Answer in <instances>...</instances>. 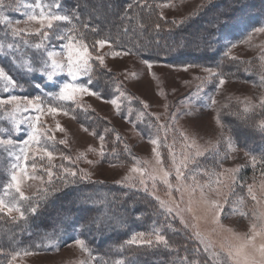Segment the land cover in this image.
Returning <instances> with one entry per match:
<instances>
[{
	"label": "rangeland",
	"instance_id": "rangeland-1",
	"mask_svg": "<svg viewBox=\"0 0 264 264\" xmlns=\"http://www.w3.org/2000/svg\"><path fill=\"white\" fill-rule=\"evenodd\" d=\"M8 2L10 6L4 9V15L8 17L12 28L26 29L29 32H35L39 28V25L35 22L26 23L27 14L32 12L38 14L40 9L25 7V5H34L37 0H8ZM215 2L216 0H211L210 3L209 0H159L154 2V8H156V15L158 17L162 13L163 20L179 24L181 21L184 23L188 17L192 19L201 16V10L207 6L209 8L215 6ZM40 3L54 5L58 2L55 0H40ZM164 3L169 4V6L164 8L156 7V5ZM200 5H204V7L197 13V8ZM53 11H59V13L65 14V10L61 5L59 9L53 8ZM253 14L238 15L232 20H224V23H226L225 27H222V31L224 32L218 38L219 42L221 41L223 45L221 51L226 61L219 62L222 69L220 70L219 67L217 71L223 75L226 73L223 66L232 60L225 57L224 52L227 50L228 45L235 44L236 47L232 49L231 55L237 57V62L243 67L240 71L241 78L224 77L225 84L219 90L215 87L218 79H214L209 84H206L204 91L198 95H195V93L201 81L196 79V77L203 78L207 75L202 71V67L200 66L215 68V62L212 60H202L204 64L188 62L176 64L169 60H153L152 73L155 74L153 76L149 74L146 65L142 63L140 57L135 54L114 56V51L122 49L116 46L110 47L108 44L102 48L99 46L95 48L90 46L89 51L93 57L95 55H103L106 65V67L102 68L99 65V61L95 59L90 61L93 65V77L98 79L102 78V81L112 82V95L106 94L107 91L103 85L105 84L104 82L103 84L101 83V87L105 90V93L104 90H100L101 88H98L99 90L96 91L93 84L90 87L100 93L103 99H98L96 96H82L79 98L82 107L77 108L72 106L69 109V115H63L61 113L42 116L43 123L52 129V132L49 134H54L57 141L61 139L67 141L66 145L56 144L57 148H55L53 163L56 165L64 163L68 167L83 169L91 174L92 180L111 183H115V181L121 180L125 176L138 177V174L129 172V169L137 160L140 162L147 161V165L142 164L141 166L148 168L149 171L158 169L152 153L153 145L149 142L150 138L157 136V130L152 132L148 127L151 119H154L156 126L168 124L170 121L169 113L188 111L190 107L192 112L191 116H182L171 124V128L176 129V131L169 130L167 134L163 130L159 131L158 137L161 141L159 151L161 152L165 169H171V179L175 185V171L172 168V158L169 155V151L171 149V152L175 155L178 162L183 159L182 154H187V150L184 147V139L180 135L183 132L188 137L189 142L194 139L201 150L207 149L205 155L197 159L199 160L201 173L204 169H207L213 174L211 178L215 191L211 193V198L219 199L223 202V197L227 195L233 203L228 207V214L222 215L220 223L223 228L211 224L210 221H205L202 218L203 212L196 204L192 205V212L183 213L184 220L188 225L187 228L180 223L179 217L175 219L197 241L201 253H203V247L195 238L197 232L201 234L206 242H210L213 245L215 251L220 252L221 256L226 259L227 246L235 243L232 233L243 234L248 232L250 220L247 217L251 216V210L253 208L258 212L264 211V202L257 204L247 195L248 184L254 185L253 190L258 196L260 195L261 185L264 184V175H262L264 165L259 163L261 159H264V156L256 153L257 150L253 153L249 152V148L252 147L251 142L254 141L249 138L257 136L258 131L262 130L261 124L264 123V108L259 106V100L264 95V88L258 86L260 84V75L264 71L261 69V61L259 59L262 47H264V34L255 36L251 45L241 43L249 31L256 27L264 26V18L259 19V16L255 18H252V16L249 17V15ZM57 23H59L60 29L68 30L72 28L69 22ZM0 33L2 37V39L0 38V44H3L4 48L7 49V44L13 42L11 28L7 24L0 25ZM91 37L85 40L90 45H93L95 40L101 39L96 33L91 35ZM29 39L32 43H36L39 37L30 36ZM64 42L53 38L47 43V47L49 50L62 52L63 49L60 45ZM38 55L39 53L35 49L29 48L23 53H16L15 56L0 54V59H3L4 62L9 60L15 63L18 73L15 71L6 72L13 78L15 75H19L20 79L23 80V77H27V75L26 77L24 75L26 68L23 65L25 62H33L34 59H37ZM195 55L198 54H192V56ZM253 64H256L258 67L255 74L250 71ZM186 65H196V67H191L187 71H184L183 69ZM0 66H3L2 62H0ZM133 73L135 75H132ZM36 75L40 77L39 74ZM66 78L65 73H62L59 77L60 80ZM55 79L57 78L54 77ZM87 79V76H85L77 82L86 84ZM39 82L46 84V81L43 80ZM117 84L125 92V96H119V92L116 91ZM34 88L33 92L31 88H25L24 91L16 90L13 94L27 96L42 94L41 91ZM47 90L56 91L57 89L51 87L47 88ZM6 95L0 93V97H6ZM116 97H118V104L120 105L119 110L111 103L106 102ZM208 97H214L217 103L211 107L207 106L210 104ZM249 101L251 102L250 104L248 103ZM45 103H47V99ZM52 103L57 104L60 102L53 101ZM144 104L148 105L147 109L144 108ZM165 105H168L167 110ZM64 106L66 108L69 107L66 104ZM246 107L248 111L244 110ZM141 113H144L143 117L140 116ZM34 115L35 113L31 111H21L15 114L14 119L19 122V127L22 131L18 136L14 134V139L21 141L27 138V126L23 121ZM157 117H159L158 121L156 119ZM95 118L101 119L108 125L98 124L97 122V127L93 126L92 121L94 120L96 123ZM217 118H219L220 123H217ZM12 122L11 112L8 114L0 112V127L10 128ZM57 122L64 129L63 132L56 130L55 125ZM239 123L241 126L237 125ZM107 133L109 135L105 137L104 142L106 155L102 158L99 155L101 145L99 136H105ZM117 134L120 137V141L115 140ZM230 134L235 138L232 139ZM2 135L0 134V136ZM4 138L7 137L4 136ZM229 141L233 144L236 149L235 151L229 150ZM125 145L130 149V154L124 150ZM113 147L119 148L121 159L116 160L115 157L109 155L108 152ZM252 148L254 150L255 147ZM9 150L13 152V156L8 155ZM16 152H18L16 148L6 150L3 145H0V166H3L5 177H7L1 186L3 192L0 198L5 199L6 202H11L12 197H16L17 201L19 200V194L15 193L12 189L8 190V195H5L4 188V185L10 178L11 165L16 163L14 159ZM61 152L71 156L75 163L62 161L59 155ZM246 152L248 153L247 155L245 154ZM225 153H229V158H224ZM81 154L83 158L77 159ZM253 156L257 159L255 166H253L251 160ZM133 157L136 159L134 160ZM89 160L94 161V163H86ZM238 166L240 171L236 174L237 181L234 186L235 190L234 192H230L228 186L232 183L231 173L225 170L234 169ZM56 171H59V168ZM40 175H44L46 182V174L40 172ZM217 176L219 177L220 183L215 182ZM197 179L200 183H204L208 177L197 173ZM41 187L42 185L39 180H27L21 185L22 191H24L26 196H30ZM128 188L141 191L138 184L137 187ZM156 195L161 200L168 201L173 208H175L176 202L183 198V203L181 204L183 208L188 206L190 190L184 191L183 194L174 192L170 197L167 193L166 186L158 181ZM198 196L199 192L197 191L195 198H198ZM240 197H244V204L238 203ZM233 208L236 209L235 214H232ZM241 211L245 212L247 216H241L239 214ZM4 213H6V210ZM6 215L13 217L19 215V213L14 211ZM214 229L215 231H213ZM224 229H231L232 233L224 231ZM74 240H70L56 248L30 251L31 254H25V251L20 252L15 259H12V256L16 253H13L6 259L0 261V264H9V261H11V264H80L81 261H88L87 253L77 247ZM201 259H207V254H203ZM91 264H97V261H92Z\"/></svg>",
	"mask_w": 264,
	"mask_h": 264
},
{
	"label": "snow or ice",
	"instance_id": "snow-or-ice-1",
	"mask_svg": "<svg viewBox=\"0 0 264 264\" xmlns=\"http://www.w3.org/2000/svg\"><path fill=\"white\" fill-rule=\"evenodd\" d=\"M211 0H209V3ZM10 4L8 0H0V25H5L11 28V37L13 38L12 43L7 44V49L4 48L3 44H0V54L15 56L16 53H23L26 49L32 48L39 53L35 63L25 62L23 67L26 68L27 74H39L41 80L46 81V84L40 82H35L33 77V85L37 90L41 91L42 94L35 96L27 95H17L13 94L16 90L24 91L25 85L18 80L14 79L10 74H8L3 66H0V93L7 94L6 97H0V112L12 114V126L10 128L0 127V145H3L6 150L10 148L18 149L15 153L14 159L16 163L11 165L10 178L8 182L4 185L5 195H8L9 189L14 190L15 193L19 194V201H25L29 203V210L35 214L37 211L36 206H32V197L26 196L24 191H22L21 185L27 180H39L42 187L39 190L41 199L47 197L52 192H58L61 187H68L69 185H75L80 182H91V183H102V181H92L91 174L83 169H78L75 167H68L64 163L56 165L53 163L55 158V145L62 144L66 145L67 141L65 139L56 140L54 134H49L52 129L48 128L42 121V116L48 114H63L69 115V109L72 106L77 108L82 107L79 100L82 96H96L98 99H103V96L94 91L90 85L93 83V65L90 63L93 59L99 61V65L103 68L106 67L104 56L95 55L93 57L92 53L89 51L90 46L95 48L99 46L100 48L108 44L110 47L116 43L107 38L95 40L93 45L85 42V36L83 32H80L76 25L73 24L72 28L68 30L60 29V25L57 22H69L73 19L79 20L80 17L73 10V14H61L59 11H53V8L59 9L60 4H41L40 0L32 4H26L25 7L39 8V13H29L27 14V22H35L39 25V28L35 32H29L26 29L12 28L11 22L8 17L4 15V9L9 7ZM140 7L151 9L152 5L147 3V0H134V3H129L125 7L124 15L121 19H128L131 21L132 17L129 15V10L133 7ZM169 4H158L156 7L164 8L168 7ZM204 7L200 5L197 8V13ZM160 18L163 19V14H160ZM191 17H188L190 19ZM175 23V22H174ZM183 23V21H181ZM88 24H84V28H88ZM156 29H160V24L155 25ZM141 30L144 29V25L140 24ZM96 32V28L91 29ZM130 29L125 28L123 34L127 35ZM264 34V26L256 27L249 31L244 40L241 43H248L251 45L253 38L257 35ZM30 36L39 37L38 42L32 43L29 39ZM55 38L59 41H65L60 45L63 49L62 52H55L49 50L47 43ZM119 41V37H117ZM187 43L194 44L197 48L201 45H206L208 51H213L212 42L206 41L203 36H194L190 41H186L180 46H186ZM156 46L159 47L158 42ZM235 44H230L227 46V50L224 52V56L231 60H237L238 58L231 55V51L235 48ZM152 44H136L133 48H127L126 50H116L113 52L114 56L130 55L135 54L140 57L142 63L146 65V68L150 75H155L152 73L153 68V57L158 55L157 52L152 51ZM261 61V69L264 70V47L259 57ZM15 62V61H14ZM191 67H196V65H186L184 71H187ZM202 71L207 75L203 78L196 77L201 83L197 86V92L195 95L204 91V86L209 84L214 79H218V83L215 84L217 90L225 84V78L222 73L217 71L220 65L214 67L200 66ZM110 71V70H109ZM62 73L66 74V79L60 80L59 77ZM132 75H135L134 73ZM87 76V83H78L77 81ZM54 77L57 78L54 80ZM127 78V77H126ZM264 88V71L260 75V84L258 85ZM54 87L56 91H48L47 88ZM116 91L119 92V96H125V92L121 90L120 85L117 84ZM47 99V103L45 100ZM210 104L209 107L217 103L214 97H208ZM53 101H58L60 103L53 104ZM117 110H119L120 105L118 104V97L113 98L109 101ZM143 103V101H141ZM251 103L250 101L248 102ZM68 105L66 108L64 105ZM259 106L264 108V95L261 96L259 100ZM144 108L147 109L148 105L144 104ZM167 110L168 105H165ZM248 111L246 107L244 109ZM34 112L35 115L26 118L23 123L27 126L26 139L17 141L13 138V135H20L21 129L19 127V122L15 121L14 116L18 112ZM151 115V114H150ZM192 112L189 107L188 111H176L169 113L170 121L168 124L157 126V136L150 138L149 142L153 145L152 153L155 158V164L158 169H153L149 171L148 168L141 166L147 165L148 162L136 161V163L129 169L130 173L138 174V177L125 176L121 180L115 181L116 184L125 187H137L140 186V190L151 196L159 205V209L162 214L167 217L171 216L173 219L176 217L180 218V223L184 225L185 228L188 227L184 220L183 213L192 212L193 204L200 207L203 212V219L205 221H210L211 224L223 228L221 225L222 215L228 214V207L233 203L229 200V197L225 195L223 197V202L219 199L211 198V193L215 191L213 189L212 173L207 169H204L202 173L200 172V165L198 157L205 155L207 149L201 150L200 146L193 139L191 142L188 141V137L181 132L180 135L184 139V147L187 150V154H182L183 159L179 162L177 161L175 155L169 151V155L172 158V168L175 171V185L172 182V171L171 169H165L161 152L159 148L161 146V141L159 140L158 134L160 130H163L165 134L169 130L176 131V129L171 128V124L177 121L182 116H191ZM141 117L144 113L140 114ZM157 121L159 117L156 118ZM217 123H220L219 118H217ZM149 128L153 127L151 123L148 125ZM57 131L63 132L64 129L61 127L60 123L57 122L55 125ZM262 130H264V123L261 124ZM87 131V129H85ZM107 131V129H106ZM6 136L7 138H4ZM99 140L101 142L99 155L104 157L106 155L105 149V136L100 135ZM116 141H120V137L117 134L115 137ZM229 150L235 151L233 144L229 141ZM91 150V149H89ZM124 150L129 152L127 145L124 146ZM112 152H116V148H112ZM194 153V154H193ZM248 154L247 152L245 153ZM9 156H13L11 150L8 151ZM62 161H69L75 163L72 157L65 155L64 153H59ZM83 156H78L77 159H82ZM224 158H229V153H225ZM135 160L136 158L133 157ZM252 164L255 166L257 164L256 157H252ZM30 162V163H29ZM88 164H93L94 161H86ZM261 165H264V159L259 161ZM59 168V171L56 169ZM231 173L232 183L228 186L230 192H234V186L237 181L236 174L240 171L239 166L234 169L225 170ZM43 172L47 176V181L45 182L44 175H40ZM155 173V174H154ZM197 173L202 176L208 177L204 183H200L197 179ZM264 175V171H262ZM55 178V179H54ZM160 182L167 188V193L171 197L174 192L182 193L184 191L190 190V199L187 207H181L183 203V198L176 202L175 208H173L168 201L161 200L159 196L156 195L157 182ZM191 181V182H190ZM150 182V183H149ZM216 183H220L219 177L217 176ZM254 185H247V195L252 201L257 204L264 202V184L261 185L260 195L253 190ZM199 192L198 198H195V193ZM90 201V198H85ZM239 204H244V197H240L238 200ZM5 214H10L12 212L19 213V219H26L25 212L22 210L16 197H12L11 202H6L5 199L0 198V212H5ZM236 213V209H232V214ZM251 216L247 217L250 220V226L247 233L239 234L232 233L231 229H224L229 233H232L234 244H229L226 250V259L221 256L220 252L214 250L213 245L210 242H206L199 232L195 234V238L199 241V244L203 247V253H201L200 248H195L190 254L178 257V260L174 264H264V211L258 212L255 208L251 210ZM175 214V215H173ZM241 216H247L243 211L239 213ZM13 220L17 219L12 217ZM117 224L124 223L122 218L116 219ZM171 226V225H170ZM215 231V229L213 230ZM154 236V240H153ZM50 244H54V241H49ZM74 243L82 251L87 253L88 261H81L80 264H91L92 261H97L98 258L92 254L91 250L86 246L84 239H75ZM129 244L134 245H147L149 247L163 246L166 250L172 249V244L160 231H154L151 233L139 232L134 233L129 241ZM185 252L187 253V247L185 246ZM25 254H31L30 251L25 250ZM203 254H207V259H201ZM19 253L12 256L15 259ZM11 264V261H9ZM114 264H125L122 259L115 260Z\"/></svg>",
	"mask_w": 264,
	"mask_h": 264
},
{
	"label": "trees",
	"instance_id": "trees-1",
	"mask_svg": "<svg viewBox=\"0 0 264 264\" xmlns=\"http://www.w3.org/2000/svg\"><path fill=\"white\" fill-rule=\"evenodd\" d=\"M55 1L63 7L65 14L72 15L73 10H76L80 19H73L70 24H75L77 29L84 33L85 40L92 38L91 35L96 33L101 39L107 38L116 42L112 46L122 50L134 49L136 44L151 43L152 51L158 53L153 60H169L176 64L183 62L204 64L202 60H212L217 66L219 62H225L221 51L223 45L218 40L224 32L222 31L226 24L224 20H232L238 15L251 13L254 14L249 17L264 18V0H216L215 6L210 8L207 6L201 10V16L179 24L163 20L156 15L154 2L159 0H147V3L152 5L151 9H141L138 6L130 9L131 21L126 18L122 20L121 17L124 15L126 5L134 3V0ZM84 24H88L89 27L84 28ZM140 24L144 25L143 30ZM156 24H160V29H156ZM92 28H96L97 31L93 32ZM125 28L130 29L127 35L123 34ZM194 36H203L206 41L212 42L213 51H208L206 45H201L200 48L192 43L180 46ZM0 38L2 39L1 36ZM157 42L159 47L156 46ZM193 53L198 55L192 56ZM8 61L0 59L6 71L18 73L16 64ZM33 66H36L35 63ZM223 69L226 72L224 77L241 78L240 71L243 67L237 60L225 63ZM257 69V65L253 64L250 71L255 74ZM24 75L27 77H23V80L19 75H15L14 79L23 83L25 88H31L33 92V77L35 82L41 81V78L36 74H27L25 70ZM100 79L94 78L91 85L94 84L96 91L98 88L103 91L101 83L104 82L106 94L112 95L113 83ZM95 119L96 123L92 121L95 127L97 122L106 124L101 119ZM151 124L152 132L156 131L154 119H151ZM237 125L241 126L240 123ZM108 135L105 134V137ZM231 137L235 138L232 135ZM249 139L254 140L251 143L252 147H255L254 150L252 147L249 148V152L257 150L256 153L264 156V130L258 131L257 136ZM108 153L116 160L121 159L118 147L115 153L112 150ZM1 166L0 195L3 192L1 186L7 179L3 166L1 172ZM39 190L29 196L33 198L32 206L37 207L35 214L29 210L28 202L19 200L26 219H19V215H16L13 217L17 219L13 220L11 216L0 212V261L13 253L52 249L78 238L85 240L86 246L98 258L99 264H114L117 259L124 260L125 264H174L178 257L190 254L199 247L188 230L171 216L166 218L158 203L144 192L103 181L80 182L66 188L61 187L60 191L52 192L43 199L37 194ZM86 197L90 198V201L86 200ZM117 218H122L124 223L117 224ZM154 231L166 235L173 246L171 250H166L162 245L149 247L127 243L134 233ZM50 240L54 241V244H50Z\"/></svg>",
	"mask_w": 264,
	"mask_h": 264
}]
</instances>
